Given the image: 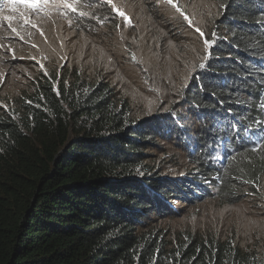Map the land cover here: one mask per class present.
Segmentation results:
<instances>
[{
	"label": "trees",
	"instance_id": "trees-1",
	"mask_svg": "<svg viewBox=\"0 0 264 264\" xmlns=\"http://www.w3.org/2000/svg\"><path fill=\"white\" fill-rule=\"evenodd\" d=\"M216 2L210 58L171 111L135 121L109 84L60 79L0 107V264H264L173 227L210 202L264 205V0ZM111 7L93 0L75 27L102 29Z\"/></svg>",
	"mask_w": 264,
	"mask_h": 264
},
{
	"label": "rangeland",
	"instance_id": "rangeland-1",
	"mask_svg": "<svg viewBox=\"0 0 264 264\" xmlns=\"http://www.w3.org/2000/svg\"><path fill=\"white\" fill-rule=\"evenodd\" d=\"M92 3L93 0H78L76 12L61 8L49 9L48 15L31 13L29 19L36 27L24 24L18 13L0 8L3 111L17 110L36 99L43 87H56L62 80L65 89L73 93L74 83L83 86L81 80L90 84L87 88L100 81L109 84L135 121L171 111L180 102L179 92L209 51L204 40L214 39L211 29L219 16L216 0H174L181 12L160 0H150V5L143 0H112L116 5L115 9L111 7L114 21L107 19L101 25L95 21L102 29L92 31L91 36L80 26L75 27L74 20L81 11L90 15ZM120 11L127 20L119 15ZM184 15L192 20L191 25ZM4 16L15 17L11 23L16 32L8 27ZM56 79L60 81H53ZM169 151L184 162L176 148ZM171 171L178 172L175 167ZM184 219L173 221L176 236L195 232L228 240L239 253L244 250L264 260V205L253 210L248 202L234 206L210 202Z\"/></svg>",
	"mask_w": 264,
	"mask_h": 264
},
{
	"label": "snow or ice",
	"instance_id": "snow-or-ice-1",
	"mask_svg": "<svg viewBox=\"0 0 264 264\" xmlns=\"http://www.w3.org/2000/svg\"><path fill=\"white\" fill-rule=\"evenodd\" d=\"M162 3H166L168 5H171L172 7L175 8L177 12H181V9L174 3V0H160ZM107 3L112 4V0H107ZM78 0H32V2L29 3H20V2H13V0H4L3 4L0 5V8H7L10 11L14 13H18L20 17L23 18V23L24 24H30L32 27H36V24L29 19V14L34 13L36 16H39L41 13L48 15L49 14V9H56L60 10L61 8L63 9H70L73 12L78 11ZM113 9L116 8L115 4H112ZM23 9V11L21 10ZM81 16L86 15L84 12H79ZM119 15L124 17L127 20V17L125 14L120 11ZM183 15V13H181ZM15 17L13 16H4L3 19L9 21L8 27L12 29L13 32H16V28L12 27V20ZM184 19L188 21L189 25L192 24V20L189 19L187 15H184ZM130 22V21H129ZM196 32H199L201 36L204 35V33L200 30L199 27L195 28ZM19 34V33H17ZM213 37H215V33L212 34ZM215 43V40L213 39L212 42H209L207 39L204 40V44L207 49H210L212 44ZM210 51L206 52V55L202 57V60L206 61L210 58ZM133 59L135 57L133 56ZM205 67V64L202 62L199 64V68L203 69ZM257 150V149H254Z\"/></svg>",
	"mask_w": 264,
	"mask_h": 264
},
{
	"label": "clouds",
	"instance_id": "clouds-1",
	"mask_svg": "<svg viewBox=\"0 0 264 264\" xmlns=\"http://www.w3.org/2000/svg\"><path fill=\"white\" fill-rule=\"evenodd\" d=\"M2 2H4V0H2ZM13 2L29 3L32 2V0H13Z\"/></svg>",
	"mask_w": 264,
	"mask_h": 264
}]
</instances>
